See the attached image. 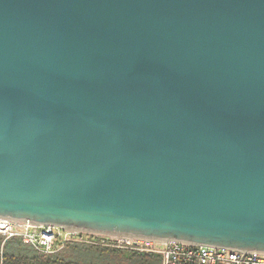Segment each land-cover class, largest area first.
<instances>
[{"label":"water","instance_id":"water-1","mask_svg":"<svg viewBox=\"0 0 264 264\" xmlns=\"http://www.w3.org/2000/svg\"><path fill=\"white\" fill-rule=\"evenodd\" d=\"M0 219L264 254V0H0Z\"/></svg>","mask_w":264,"mask_h":264},{"label":"built area","instance_id":"built-area-1","mask_svg":"<svg viewBox=\"0 0 264 264\" xmlns=\"http://www.w3.org/2000/svg\"><path fill=\"white\" fill-rule=\"evenodd\" d=\"M0 235L4 237L2 245L5 241L16 239L35 253L46 256H56L70 244H86L156 254L160 264H264V254H244L241 258V252L225 248L91 234L6 219H0Z\"/></svg>","mask_w":264,"mask_h":264},{"label":"trees","instance_id":"trees-1","mask_svg":"<svg viewBox=\"0 0 264 264\" xmlns=\"http://www.w3.org/2000/svg\"><path fill=\"white\" fill-rule=\"evenodd\" d=\"M14 241L17 240L11 239L5 241L2 245L3 236L0 235V246L2 245L3 249L11 246L10 244ZM86 248L98 253L99 258L103 256L111 257L114 261L113 264H160L159 256L156 254L138 253L122 249H108L96 246H86ZM61 255L62 253L56 256H46L35 252H32L31 254H19L8 253L3 250L0 252V264H104V262L100 263L95 260L89 263L66 260ZM124 260L126 262H124Z\"/></svg>","mask_w":264,"mask_h":264},{"label":"rangeland","instance_id":"rangeland-1","mask_svg":"<svg viewBox=\"0 0 264 264\" xmlns=\"http://www.w3.org/2000/svg\"><path fill=\"white\" fill-rule=\"evenodd\" d=\"M81 236L85 237L87 235L83 234ZM3 240H4V237H3ZM10 245L11 246L5 249H3L1 245L0 252H2L3 250L8 253H19V254L20 253L21 254H31L32 252H34L30 248L19 243L18 241H14ZM61 253H62L61 256H63V258H65L66 260H73V261H79V262H84V263H89L93 260H95L96 262H100V263L104 262V264L114 263L111 257L103 256V257H100L101 258L100 259L98 256V253H96L94 250L86 248V244H80V245L70 244L66 246V248ZM124 262L126 261L124 260Z\"/></svg>","mask_w":264,"mask_h":264}]
</instances>
